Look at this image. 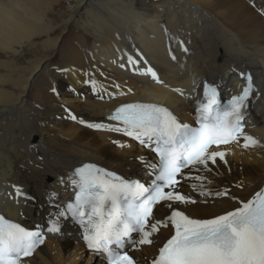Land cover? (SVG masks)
<instances>
[{"label": "bare ground", "instance_id": "obj_1", "mask_svg": "<svg viewBox=\"0 0 264 264\" xmlns=\"http://www.w3.org/2000/svg\"><path fill=\"white\" fill-rule=\"evenodd\" d=\"M67 3L68 19L58 25L54 10L62 14L61 0H0V212L23 223L44 219L47 196L68 197L58 184L65 185L71 169L81 163L138 174L136 160L146 156L144 151L122 147L119 137L84 127L80 120L101 124L116 106L133 102L165 105L185 119L193 100L186 94L192 95L194 84L208 77L231 87L233 68L252 70L264 91V19L259 14L264 0ZM66 25L72 28L62 37ZM161 26L183 37L191 51L169 67ZM56 50L57 56L47 61ZM131 57L137 62L133 70L125 63ZM148 68L159 83L145 74ZM174 89L183 90V99ZM255 108V115L264 112V93ZM260 120L258 128L244 132L257 145L245 148L242 136L219 149L226 153L223 161L188 169V182L178 189L196 203L172 207L205 219L250 198L264 183V114ZM13 187L25 199L16 197ZM168 209L159 204L155 217L163 220ZM169 234V227H161L152 244H138L137 257L153 255ZM27 264L99 263L71 238L56 236Z\"/></svg>", "mask_w": 264, "mask_h": 264}, {"label": "snow or ice", "instance_id": "obj_2", "mask_svg": "<svg viewBox=\"0 0 264 264\" xmlns=\"http://www.w3.org/2000/svg\"><path fill=\"white\" fill-rule=\"evenodd\" d=\"M145 74L160 82L151 68ZM240 75L245 86L226 104L219 100L215 86L204 83L203 96L195 101L196 126L182 123L167 107L155 103L118 107L109 119L120 126L109 130L123 133L156 154L158 164L149 165L154 172L151 184L146 186L95 164H84L69 176L74 199L63 206L55 205L57 211L50 214L47 232L59 233L62 219H71L82 229L86 247L102 255L106 264H137L127 246L150 245L161 227L171 225L174 234L159 247L152 264H264V191L211 219H195L179 210L171 211L163 220L154 214L158 204L172 208L174 203H196L177 190L184 169H208L217 158L223 161L226 153L220 147L238 142L241 136L245 148L257 145V140L244 135L241 123L255 86L250 74ZM174 91L184 94L181 89ZM16 193L23 195L19 188ZM43 243L41 231H28L0 216V264H24V258L31 257Z\"/></svg>", "mask_w": 264, "mask_h": 264}, {"label": "rangeland", "instance_id": "obj_3", "mask_svg": "<svg viewBox=\"0 0 264 264\" xmlns=\"http://www.w3.org/2000/svg\"><path fill=\"white\" fill-rule=\"evenodd\" d=\"M67 1L68 0H61V5H63V9H61L60 12H62V14L59 13V9L58 10L57 9L54 10V12L57 13V17L55 18V24L61 25L64 22H66V20L68 19V16H67L68 3H67ZM59 15H61V16H59ZM66 26H67L66 29L62 33V37L66 36L68 31L72 28L71 25H66ZM57 53H58V50H56L53 54H51L50 58L47 61H49V62L52 61L57 56Z\"/></svg>", "mask_w": 264, "mask_h": 264}]
</instances>
